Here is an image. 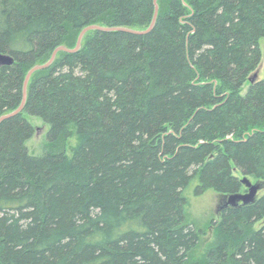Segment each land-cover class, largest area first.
I'll list each match as a JSON object with an SVG mask.
<instances>
[{
    "label": "trees",
    "instance_id": "obj_1",
    "mask_svg": "<svg viewBox=\"0 0 264 264\" xmlns=\"http://www.w3.org/2000/svg\"><path fill=\"white\" fill-rule=\"evenodd\" d=\"M158 3L147 33L91 30L60 51L0 123V264H264V193L223 206L200 256L184 194L197 175V194L264 188V0ZM154 14V0H0L14 58L0 117L84 27L142 31ZM27 115L49 126L40 155Z\"/></svg>",
    "mask_w": 264,
    "mask_h": 264
},
{
    "label": "rangeland",
    "instance_id": "obj_2",
    "mask_svg": "<svg viewBox=\"0 0 264 264\" xmlns=\"http://www.w3.org/2000/svg\"><path fill=\"white\" fill-rule=\"evenodd\" d=\"M260 48L262 52V62L259 67V77L261 79L264 77V37L260 39ZM248 86L249 83H246L244 85L243 92L247 90ZM27 118L35 126V132L33 136L28 140L27 145L31 153L40 155L44 152L45 145L47 144L46 135L49 130V126L37 116L27 115ZM78 143L79 138L75 130L74 135L67 141L68 156H73V149L78 145ZM250 180L253 183L259 185L257 197L262 195L264 193V188L261 187V184L253 179ZM199 181L200 180L198 175L193 177L190 184L184 191V194L188 200L186 205L188 221L201 231L199 243L194 249V253L196 256L202 255V253L207 249V246L214 235L212 221L219 220L221 218L223 206L227 204L228 198L230 196L221 195L212 188L206 190L202 194H197L196 186L198 185ZM247 191L248 188L244 184L243 191L241 192L245 193ZM260 225L261 222L257 224V227H259Z\"/></svg>",
    "mask_w": 264,
    "mask_h": 264
},
{
    "label": "water",
    "instance_id": "obj_3",
    "mask_svg": "<svg viewBox=\"0 0 264 264\" xmlns=\"http://www.w3.org/2000/svg\"><path fill=\"white\" fill-rule=\"evenodd\" d=\"M154 3H155V14H154L152 23L150 24V26L146 30L140 31V30L130 29V28H126V27H106V26H102L99 24H91V25L84 27L81 30V32L78 36V39H77L76 46L74 48H69L66 45L58 46L53 51L51 58L47 62L42 63V64H36L28 71L26 78H25V82H24V90H23L24 96H23V101H22L21 105L17 109L13 110L12 112H9L7 114L2 115L0 117V123L4 119L9 118V117L14 116V115H17L23 111V109L25 107V103H26L27 87H28V84H29V81H30L32 75L38 70L48 68L54 62L57 54L60 51H65V52H76V51H78L82 46V41H83L84 36L86 35L87 32H89L91 30H100V31L124 30V31L134 32V33H147V32H149L154 27V25L156 23L158 11H159L158 0H154ZM13 62H14L13 56H11L10 54H5V53L0 52V65H11ZM258 77H259V72H256L255 75L253 77H251V80L254 81ZM242 182L247 186L248 191L245 193L240 192V193L231 194L228 198L226 206L227 205H237L238 203L248 204L250 202H253L256 199L257 192L259 190V185L253 183L248 176H244L242 178Z\"/></svg>",
    "mask_w": 264,
    "mask_h": 264
}]
</instances>
